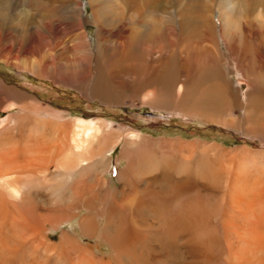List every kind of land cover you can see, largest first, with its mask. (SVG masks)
I'll return each mask as SVG.
<instances>
[{
	"label": "bare ground",
	"instance_id": "bare-ground-1",
	"mask_svg": "<svg viewBox=\"0 0 264 264\" xmlns=\"http://www.w3.org/2000/svg\"><path fill=\"white\" fill-rule=\"evenodd\" d=\"M92 1L91 14L99 33L103 32V22L108 34L117 26L124 45L132 44L134 37L142 34L146 39L142 46L158 48L160 41L172 39L175 19L180 31L187 15L172 11L177 0H121L124 6L119 8ZM257 3L261 22L250 24L255 37H250V31L244 39L254 48L251 39L259 44L258 37L264 34V0L226 2L241 13L239 17ZM158 4L163 17L156 10ZM3 6L0 3V9L4 10ZM218 14L221 41L234 55L237 31L245 36L248 27L238 15L225 14L220 6ZM210 23L205 21L203 30L198 26L199 32L209 30ZM160 29L164 35L159 34ZM76 39H84L80 29ZM217 45L212 40L215 55H220ZM12 49L3 48L8 56L19 55ZM4 60L9 62L8 58ZM40 60L35 58L22 69L46 77ZM236 64L243 68L239 58ZM11 65L19 68L17 63ZM213 89L211 99H224L221 105H230L228 94L232 93L226 90L222 97L220 88ZM201 95L207 100L206 92ZM16 108V114L0 117V264H264V148L227 149L201 140L165 139L153 151L154 173L142 192L131 189L127 178L118 192L112 191L122 204L106 211V182L102 171L97 170L106 158V136L102 137L106 124L79 121L83 132L71 138L73 132L67 125L70 119L65 114L43 107L0 81V111ZM177 111L264 139V108L243 110L238 125L239 120L230 116L215 119L218 112ZM163 149L171 152L169 161L162 158L166 152ZM149 165L143 166L144 173ZM73 220L79 227L78 234L61 231L55 241L50 240V230ZM81 237L85 244L80 242ZM102 246L109 250L107 259L102 258Z\"/></svg>",
	"mask_w": 264,
	"mask_h": 264
},
{
	"label": "rangeland",
	"instance_id": "rangeland-1",
	"mask_svg": "<svg viewBox=\"0 0 264 264\" xmlns=\"http://www.w3.org/2000/svg\"><path fill=\"white\" fill-rule=\"evenodd\" d=\"M98 1L116 8L124 6L121 0ZM226 2L177 0L172 11L186 12V19L181 23L180 31L179 21L175 19L172 39L160 41V46L154 48L156 46L152 44L142 46V42H146L142 34L136 35L132 44H122L117 26L108 34L106 22L102 23L103 32L99 33L91 14L92 0H0L4 5V10L0 9V81L3 85L23 92L43 107L65 114L70 119L67 125L73 132L71 138L83 132L84 126L79 121L106 124L103 129L106 135L102 136H106V158L97 167L106 182V211L122 204L112 191L118 192L123 181L129 180L131 189L142 192L154 173V168L151 169L153 151L160 148L165 139L201 140L227 149L246 146L254 151L264 148V139L259 136L224 127L214 120H201L197 114L182 116L177 111L178 108L186 112L193 109L208 114L218 112L215 119L230 116L239 120L238 125L243 110L264 108V34L258 37L262 43L257 44L258 40L251 39L255 48L244 40L250 31V37H255L249 28L250 24L255 26L261 22L260 11L256 12L260 4L239 17L241 13ZM219 6L225 14L238 15L244 27H248L245 36L242 31H237L234 55L221 41ZM156 10L161 12L159 4ZM160 16L164 15L160 13ZM205 21L211 22V27L199 32ZM79 29L84 38L81 41L76 39ZM159 34L164 35L162 29ZM212 40L218 43L220 55H215ZM8 41L10 45L5 44ZM3 46L17 50L19 55L8 56ZM35 58L42 59L41 69L46 77L22 69ZM238 58L243 68L237 66ZM10 63H17L19 68ZM214 87L220 88L222 97L226 90L227 94L232 93L228 94L230 105H221L220 100L224 99H211ZM204 92L208 95L207 100L201 98ZM144 97L148 100H142ZM9 99L23 103L17 98ZM16 109L0 111V117L10 112L16 114L19 112ZM93 126L96 129V125ZM163 151L166 152L162 158L169 161L171 152ZM147 163L150 165L144 173L143 166ZM148 204L152 205L151 198ZM61 231L78 234L76 220L50 230V240L55 241ZM79 239L86 243L85 238ZM102 248V258L107 259L109 250L106 246Z\"/></svg>",
	"mask_w": 264,
	"mask_h": 264
}]
</instances>
